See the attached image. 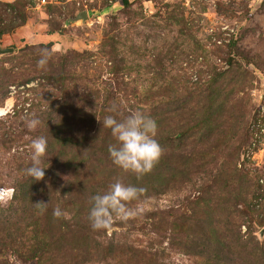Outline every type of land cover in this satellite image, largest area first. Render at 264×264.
<instances>
[{
    "label": "rangeland",
    "instance_id": "374dc122",
    "mask_svg": "<svg viewBox=\"0 0 264 264\" xmlns=\"http://www.w3.org/2000/svg\"><path fill=\"white\" fill-rule=\"evenodd\" d=\"M0 51V264H264V0H0ZM135 111L163 149L142 176L102 124ZM117 180L137 215L94 230Z\"/></svg>",
    "mask_w": 264,
    "mask_h": 264
},
{
    "label": "clouds",
    "instance_id": "9594fccd",
    "mask_svg": "<svg viewBox=\"0 0 264 264\" xmlns=\"http://www.w3.org/2000/svg\"><path fill=\"white\" fill-rule=\"evenodd\" d=\"M49 59V54H43L38 61V66L45 68ZM112 110L116 111V108L114 107ZM40 124L41 121L38 118L27 120L29 129L34 130ZM102 124L103 128L111 129L113 137L118 142V146L109 147V153L115 165L125 172H133L138 176L150 173L153 170L163 155V149L156 139L158 125L154 119L146 116L143 112L135 111L122 122L114 116H106ZM47 147V139L43 136L32 141V163L26 169V174L36 181L43 180L45 177L47 168L43 166L42 158L47 153ZM145 191L143 188L125 185L117 180L110 186L107 193L96 194L91 197L92 207L89 220L92 228L94 230H107L111 228L114 219L126 221L137 215V211L127 205L134 200H138ZM53 215L56 218H61L66 217L67 213L57 207Z\"/></svg>",
    "mask_w": 264,
    "mask_h": 264
},
{
    "label": "trees",
    "instance_id": "16d2710c",
    "mask_svg": "<svg viewBox=\"0 0 264 264\" xmlns=\"http://www.w3.org/2000/svg\"><path fill=\"white\" fill-rule=\"evenodd\" d=\"M126 4H128V0H126ZM9 21V25H5V27L3 28V32L5 33H9L11 31H14L15 29L24 26L26 24V18H22L21 15H19V17H15V20L13 19H7Z\"/></svg>",
    "mask_w": 264,
    "mask_h": 264
},
{
    "label": "water",
    "instance_id": "95a60500",
    "mask_svg": "<svg viewBox=\"0 0 264 264\" xmlns=\"http://www.w3.org/2000/svg\"><path fill=\"white\" fill-rule=\"evenodd\" d=\"M79 20L87 21L88 20L87 13L84 12L83 14H80V16H78V18L75 21H79ZM5 53H8V51H0V54H5Z\"/></svg>",
    "mask_w": 264,
    "mask_h": 264
}]
</instances>
